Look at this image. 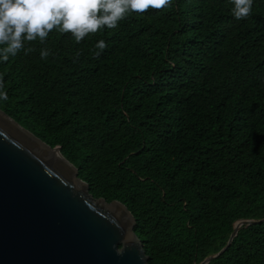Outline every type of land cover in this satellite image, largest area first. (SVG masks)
<instances>
[{
    "label": "trees",
    "instance_id": "trees-1",
    "mask_svg": "<svg viewBox=\"0 0 264 264\" xmlns=\"http://www.w3.org/2000/svg\"><path fill=\"white\" fill-rule=\"evenodd\" d=\"M232 7L172 0L0 62V109L128 208L149 264H264V0Z\"/></svg>",
    "mask_w": 264,
    "mask_h": 264
},
{
    "label": "water",
    "instance_id": "water-1",
    "mask_svg": "<svg viewBox=\"0 0 264 264\" xmlns=\"http://www.w3.org/2000/svg\"><path fill=\"white\" fill-rule=\"evenodd\" d=\"M60 149L0 110V264H149L132 213L96 199Z\"/></svg>",
    "mask_w": 264,
    "mask_h": 264
},
{
    "label": "clouds",
    "instance_id": "clouds-1",
    "mask_svg": "<svg viewBox=\"0 0 264 264\" xmlns=\"http://www.w3.org/2000/svg\"><path fill=\"white\" fill-rule=\"evenodd\" d=\"M232 15L247 19L254 0H230ZM172 0H0V62H7L21 51L25 55L36 51L26 42L39 40L45 44L53 31L70 33L76 43L89 34L116 29L119 22L131 13L143 14L149 9L163 10ZM96 56L102 54L107 43L101 39L95 45ZM51 55L47 47L40 50L41 59ZM78 58V57H77ZM4 77L0 74V100H7Z\"/></svg>",
    "mask_w": 264,
    "mask_h": 264
},
{
    "label": "bare ground",
    "instance_id": "bare-ground-1",
    "mask_svg": "<svg viewBox=\"0 0 264 264\" xmlns=\"http://www.w3.org/2000/svg\"><path fill=\"white\" fill-rule=\"evenodd\" d=\"M119 24H121V23H119ZM106 31H110V32H112L113 31V29H107L106 27L104 28ZM1 110V109H0ZM2 111V110H1ZM2 112H4V111H2ZM5 113V112H4ZM10 117V116H9ZM11 118V117H10ZM13 119V118H12ZM14 120V119H13ZM14 122H16L15 120H14ZM19 126H21V127H23L21 124H19L18 122H16ZM24 128V127H23ZM24 129H26V128H24ZM26 130H28V129H26ZM29 131V130H28ZM31 134H33L31 131H29ZM37 137V136H36ZM40 139V138H39ZM41 140V139H40ZM53 148V147H52ZM61 150V149H60ZM96 199H99V198H96ZM136 222V221H135ZM247 222V221H246ZM246 222H244L243 224H245ZM136 226V225H135ZM240 227H242V225L240 226ZM221 253H218V254H214V255H216V257L217 256H219ZM214 255H210V256H208L207 258H206V260L208 259V258H210L211 256H214ZM205 260V261H206ZM204 261V262H205ZM203 262V263H204Z\"/></svg>",
    "mask_w": 264,
    "mask_h": 264
}]
</instances>
